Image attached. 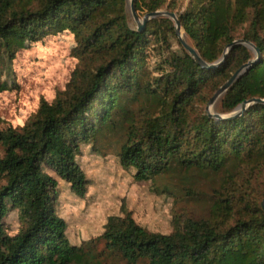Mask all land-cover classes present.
I'll use <instances>...</instances> for the list:
<instances>
[{"label":"trees","instance_id":"1","mask_svg":"<svg viewBox=\"0 0 264 264\" xmlns=\"http://www.w3.org/2000/svg\"><path fill=\"white\" fill-rule=\"evenodd\" d=\"M137 13H176L203 67L178 41L174 22L159 16L131 28L128 0H0V62H12L26 44L70 32L81 61L65 90L40 101L21 127L0 129V264H264V191L247 192L264 174V0H132ZM170 47L168 69L153 76L146 66L152 39ZM240 40L252 43L260 55ZM251 65L219 100L214 94L243 66ZM149 76V80L147 77ZM135 120L127 102H143ZM131 116L118 157L136 181L178 175L181 191L196 197L192 173L217 183L209 217L176 216L170 234L140 226L130 211L108 218L102 235L82 246L67 238L58 215L59 180L85 198L89 180L77 159ZM221 177V178H220ZM162 193L172 194L166 187ZM261 200V201H260ZM17 211L21 229L8 235L4 220ZM183 218V219H182ZM103 243L102 252L95 244Z\"/></svg>","mask_w":264,"mask_h":264},{"label":"rangeland","instance_id":"2","mask_svg":"<svg viewBox=\"0 0 264 264\" xmlns=\"http://www.w3.org/2000/svg\"><path fill=\"white\" fill-rule=\"evenodd\" d=\"M182 1L184 5L188 3V0ZM130 4L131 0H128V22L135 29L138 25L131 13ZM137 14L142 23L145 14ZM184 35L186 42L190 43L185 32ZM177 39L180 41L178 36ZM177 39L171 38V45L168 47L153 37L146 58V66L153 76L168 69V59L172 53L180 52ZM76 47L74 36L70 32H64L37 43L26 44L17 52L12 62L7 58L0 62V129L23 126L37 112L42 99L52 102L59 92L65 90L74 70L80 64L95 66L92 60L81 61L74 53ZM219 100L210 106L209 111L214 115L225 116L218 111ZM145 106L147 103L144 100L135 104L127 102V108H130L135 120L140 118L139 111ZM130 117L131 114L127 117L120 115L115 130H110L95 147L93 144L82 146L77 161L89 180L85 198L73 194L70 186L58 179L57 212L67 222V238L73 246H82L102 235L108 218L122 216V208L130 211L140 226L162 234L173 232L174 221L181 219L175 218L176 216L197 220L208 219L210 215V205L214 201V190L218 187L219 178L216 183L210 182V178L190 174L189 185H192L197 194L190 199L181 191L183 185L178 175L139 182L134 178V169L126 170L122 167L118 154L125 130L128 123H131ZM166 187L174 193H162V189ZM263 191L264 174H259L252 187H247V192L259 198ZM263 201L264 199L262 205ZM4 225L8 235L19 233L21 223L16 210L8 214ZM95 246L97 252H102V242H97ZM105 258L104 264H126L119 257Z\"/></svg>","mask_w":264,"mask_h":264},{"label":"water","instance_id":"3","mask_svg":"<svg viewBox=\"0 0 264 264\" xmlns=\"http://www.w3.org/2000/svg\"><path fill=\"white\" fill-rule=\"evenodd\" d=\"M130 9H131V13L134 16V19L137 22V30H141L144 28L145 24L147 23V21L151 18L154 17H159V16H165L169 19H171L174 22L175 25V32L176 35L179 37L180 42L182 44V46L184 47V49L188 52V54L195 60V62L203 67H208V68H215L217 67L225 58L226 55L228 53V49H230L232 45H230L228 47V49L225 51L222 59L220 61H218L216 64H212V65H207L206 62H204L202 60V58L200 57L199 53L188 43L186 42V40L184 38L181 37V31H182V26L180 23V20L177 16L176 13H172V12H168V11H157L154 13H150L147 14L143 20L142 23L140 22V19L138 17V14L135 10V7L132 3L131 0V4H130ZM238 43H242V44H246L249 48H251L257 56L260 55V51L259 49H257L252 43L250 42H244L242 40H240ZM252 62H250L249 64L243 66L241 69H239L238 71H236L231 78L214 94V96L211 98L209 105L207 107V112L209 113V115L211 116H216L217 118L220 117L221 115H214L209 111L210 106L214 105L226 92L227 90L231 87V85L234 83V81L249 67V65H251ZM252 103H259V104H264V100L262 99H252L249 101H245L241 106H239L232 115L234 116H240L244 113V111H246V109L252 104ZM263 208H264V201H263Z\"/></svg>","mask_w":264,"mask_h":264},{"label":"bare ground","instance_id":"4","mask_svg":"<svg viewBox=\"0 0 264 264\" xmlns=\"http://www.w3.org/2000/svg\"><path fill=\"white\" fill-rule=\"evenodd\" d=\"M181 37L182 38H185V35H184V31L183 30L181 31Z\"/></svg>","mask_w":264,"mask_h":264}]
</instances>
